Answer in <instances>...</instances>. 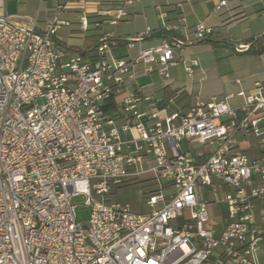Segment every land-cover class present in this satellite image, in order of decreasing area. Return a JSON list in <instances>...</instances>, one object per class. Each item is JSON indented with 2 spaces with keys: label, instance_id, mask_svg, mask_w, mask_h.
Returning a JSON list of instances; mask_svg holds the SVG:
<instances>
[{
  "label": "built area",
  "instance_id": "built-area-1",
  "mask_svg": "<svg viewBox=\"0 0 264 264\" xmlns=\"http://www.w3.org/2000/svg\"><path fill=\"white\" fill-rule=\"evenodd\" d=\"M108 1L99 3L94 26L126 18L131 0ZM69 2L57 0L41 29L0 17V264H259L264 83L238 92L244 101L237 107L213 96L169 112L143 93L137 64L168 81L174 50L206 39L212 28L198 21L186 32L183 18L163 23L184 35L139 45L131 58L110 55L111 45L133 48L144 33L116 38L102 30L86 59L56 37L72 24L63 17ZM89 4L76 1L81 33L90 28ZM197 65L188 59L185 70ZM117 96L119 127L105 108ZM144 174L154 186L144 196L148 211L110 201L113 186ZM78 194L90 209L86 223L71 201ZM218 202L224 218L213 222L209 206Z\"/></svg>",
  "mask_w": 264,
  "mask_h": 264
},
{
  "label": "crops",
  "instance_id": "crops-1",
  "mask_svg": "<svg viewBox=\"0 0 264 264\" xmlns=\"http://www.w3.org/2000/svg\"><path fill=\"white\" fill-rule=\"evenodd\" d=\"M42 1L45 2L41 0L35 16L24 19L21 15L6 14L5 5L7 2H16L22 6L27 0H0V17L13 18L25 25L34 24L41 29L45 20L51 16L57 0H50L45 5H42ZM76 1L78 0H70L69 8L63 14V17L72 20V24L62 27L56 37L62 47L70 52L82 53L86 59L93 56L102 30H112L116 38L144 33L141 43L133 48H128L121 40L111 45L110 55L131 58L136 55L139 45H155L172 37L148 35L149 32L165 29L163 23L173 25L179 18H183L186 32H190L198 21H203L212 28L209 38L215 43L198 42L174 50L175 63L169 68L168 81H163L155 71L142 73L141 64H137V84L145 95L159 99L160 107H165L169 112H186L213 96L225 99L231 107H237L244 101L238 92L248 93L256 82L264 83V49L258 51L264 35V0H226V5L222 7H217L220 0H131L125 4L128 13L125 19L113 27L102 25L101 28L94 26V22L98 19L96 10L103 0H86L90 3L86 8L91 22L86 33H81L78 29L75 18L82 8L76 5ZM107 3L118 6L123 1L109 0ZM169 31L175 37L184 35L183 29ZM191 58L197 59L198 65L193 67L192 72H187L185 63ZM119 98L117 96L116 100L105 105L116 116L118 127L124 122V113L117 104ZM145 106V101L139 104L141 109ZM182 146L185 148L187 143H182ZM248 153L251 156L257 155L253 144L249 145ZM146 162L149 163L148 160ZM210 206L213 207L214 204ZM219 213L217 222L224 218V210ZM256 219L261 223L258 211ZM256 258L259 264H264V237Z\"/></svg>",
  "mask_w": 264,
  "mask_h": 264
},
{
  "label": "rangeland",
  "instance_id": "rangeland-1",
  "mask_svg": "<svg viewBox=\"0 0 264 264\" xmlns=\"http://www.w3.org/2000/svg\"><path fill=\"white\" fill-rule=\"evenodd\" d=\"M41 0H27V3L19 6L16 2H7L5 5L6 14L21 15L22 18L28 19L34 17L37 12V7ZM50 0L42 1V5L49 3ZM7 18L12 22L15 19ZM18 23V22H17ZM23 24V23H19ZM121 52V51H119ZM41 103V101H38ZM144 167L147 165V162L144 161ZM149 177V174H144L137 176L135 178L127 179L123 184L119 186H113L110 191L109 198L111 202H121L128 203L131 208L136 212H146L149 210V207L145 204L144 196L147 192L154 188L153 184L146 180ZM166 194V193H165ZM167 195V194H166ZM85 196L78 194L71 197V201L75 204L76 209V219L80 222L86 223L89 217V207L84 204ZM161 203L155 205V207H160ZM225 203L218 202L214 206H209V213L213 222L219 220L220 211L225 210Z\"/></svg>",
  "mask_w": 264,
  "mask_h": 264
},
{
  "label": "trees",
  "instance_id": "trees-1",
  "mask_svg": "<svg viewBox=\"0 0 264 264\" xmlns=\"http://www.w3.org/2000/svg\"><path fill=\"white\" fill-rule=\"evenodd\" d=\"M148 35H150V36H152V37H165V38H168V37H171V36H173L172 35V33H171V31H169V30H166V29H160V30H157V31H155V32H152V33H148ZM205 41H209V42H211V43H215L214 41H212V39H210L209 37H207L206 39H204V40H202V41H200V42H205ZM264 49V35L262 36V42H261V44H260V46H259V48H258V51H261V50H263ZM149 177L146 179V180H148L149 181ZM150 191H153V189H151Z\"/></svg>",
  "mask_w": 264,
  "mask_h": 264
}]
</instances>
